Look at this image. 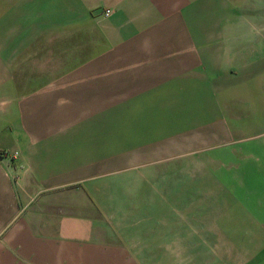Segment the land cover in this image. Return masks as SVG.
<instances>
[{"label":"crops","instance_id":"obj_1","mask_svg":"<svg viewBox=\"0 0 264 264\" xmlns=\"http://www.w3.org/2000/svg\"><path fill=\"white\" fill-rule=\"evenodd\" d=\"M244 1L0 0V264H160L197 237L201 264H264V29L243 63L218 37L223 5ZM143 96L168 106L135 110L147 117L129 131L122 103ZM180 137L183 170H128Z\"/></svg>","mask_w":264,"mask_h":264},{"label":"rangeland","instance_id":"obj_2","mask_svg":"<svg viewBox=\"0 0 264 264\" xmlns=\"http://www.w3.org/2000/svg\"><path fill=\"white\" fill-rule=\"evenodd\" d=\"M2 5H5L4 3ZM31 7V9L33 8V4H29L27 5L24 9H29ZM223 7L229 9V12H232V7H234L233 11L235 12L233 15L228 14L227 12H225L224 10V25L226 26L225 29V33L223 35H219L218 37H222L224 38V42H227V45L229 47H231L232 45H241V52H239L240 55V62L243 63L246 59V48H247V42L248 39L251 37L250 33V29L253 27H256L258 29L263 28L264 29V0H248V1H244V2H240V3H236V4H231L228 3L227 5H223ZM238 8L239 12L237 14L236 9ZM23 11V9L21 10ZM15 13V15H18L19 11H17L16 9H14L13 11ZM237 15H239L237 17ZM228 16V17H226ZM223 18H218V23L222 22ZM10 17L8 15L7 12H0V31L2 30H6L8 28V23H9ZM33 25H38L37 23H35L33 21ZM216 37V36H213ZM1 41V39H0ZM101 52V53H99ZM96 52V58L101 59L103 57L104 54H106V58L108 59H112V60H119V59H114L116 57H120V55H116V56H110L108 54V52L106 51H99ZM82 52H80L79 54H81ZM84 54L86 52H83ZM232 54V53H231ZM87 57V56H86ZM231 60V59H230ZM91 61V60H89ZM94 61V58L92 57V62ZM117 63L119 61H116ZM114 66H106L105 68V72L103 74H108L110 73H114L113 75H117L119 76L120 74V68H111ZM111 68V69H110ZM98 70V69H97ZM109 70H113V71H109ZM101 74V73H97ZM118 79V78H117ZM179 86V84H175V88L177 89ZM169 88H165L163 89L164 91L168 90ZM171 90V89H170ZM159 102L160 106H168L167 105V99H159V98H149L146 96L143 97H139V98H128L126 103H122V106H126L128 107V115L126 116L128 119V128L129 131L130 130H135V126H139L141 124V122L145 119V117H147L146 114H136L135 110H142L143 107L148 106V105H152L153 102ZM119 105V100L118 101H113V106ZM175 105L180 108L182 110V113H178L177 111H179V109H176V114L175 116V120H176V126L177 129L180 127H183V119H184V109L183 106H185L186 104H181V100H179V98H176L175 100ZM131 112V113H130ZM133 112V113H132ZM121 116H118V119ZM124 117V116H123ZM137 123V124H136ZM135 124V125H134ZM157 128L153 129L152 131H156ZM168 148V147H167ZM175 149L173 151H171L172 149H168L170 152L167 153L164 156H160L158 160H156L155 162H151V163H147V164H143V165H132V166H128V170H139V169H147V170H163L165 172L167 171H172V170H183L184 164L183 163V149H182V145H181V137L178 138L177 140H175ZM216 150V149H215ZM213 151L212 153H215L216 151ZM192 155H197L198 154V150H193ZM199 163L196 164L195 168H193V170H199ZM113 175H119L115 172H113ZM119 177H115L114 179H112V183L113 185H115L117 182L121 183V181H126L127 179L124 178H120V179H116ZM180 180H176V182H179ZM128 182H130L129 184H132V186H134L135 180L132 178L128 179ZM175 179L173 177L168 176L167 178H161V187L162 189H166L168 186H170L171 183H174ZM118 184V183H117ZM177 187H179L180 185L177 183L176 184ZM129 189V188H128ZM135 190L130 191L129 190V194L127 195V197L129 198V209H131L135 204H136V195H135ZM113 197H117L118 196H113ZM121 209H123L124 207H126L125 205L123 206V204L121 205ZM125 209V208H124ZM123 209V210H124ZM181 211V210H178ZM130 212V211H128ZM120 215V213H119ZM195 219V218H194ZM183 215L182 212L179 213V216H177L176 222L179 223H183ZM118 221L119 224H123V222H126L123 217L120 215L118 217ZM128 224H133L131 221L127 220ZM194 221V220H192ZM207 223L209 225V221L207 219ZM195 227V223L193 222V230ZM196 229L198 228L195 227ZM199 237H197L195 243H193L192 245V252L188 254V256H184L185 255V251H184V243L183 242H175V255L176 257L174 259H159L160 264H201V262H199V249L201 247H203V242L200 244V242L198 241ZM163 243H161V247H163ZM167 246V245H166ZM102 247L105 248H116L118 250H122L120 249L121 246L119 243L115 242L111 245H103ZM167 250V249H164ZM166 254V253H165ZM97 261H101V263L104 264H155V260H135L132 259L131 257H117L116 255L111 257V258H107V259H101V260H97Z\"/></svg>","mask_w":264,"mask_h":264},{"label":"built area","instance_id":"obj_3","mask_svg":"<svg viewBox=\"0 0 264 264\" xmlns=\"http://www.w3.org/2000/svg\"><path fill=\"white\" fill-rule=\"evenodd\" d=\"M111 10H106V12H105V16L106 17H109L110 15H111ZM18 154H16V156H17Z\"/></svg>","mask_w":264,"mask_h":264}]
</instances>
